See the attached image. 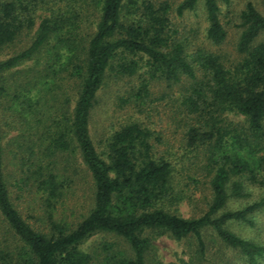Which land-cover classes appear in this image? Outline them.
<instances>
[{"label": "trees", "instance_id": "1", "mask_svg": "<svg viewBox=\"0 0 264 264\" xmlns=\"http://www.w3.org/2000/svg\"><path fill=\"white\" fill-rule=\"evenodd\" d=\"M200 1L182 0L177 14L195 9ZM203 1L206 37L213 44H221L227 37L221 4L231 0ZM50 2L53 5L46 7ZM90 2L99 6L96 29L81 36V15ZM46 8L49 14L42 17L29 44L0 59V98L11 96L10 109L16 113L13 121L18 117L23 125L20 128L25 129L20 135L32 141L30 135L36 129V142L22 147L25 154H15L19 158L16 164L22 181L33 184L38 194H45L50 209L48 226L42 230L35 228L14 203L0 128V215L24 244L21 264H91L92 256L80 246L100 232L121 236L133 251L132 257L108 253L104 264H147L153 234L169 233L178 239L194 235L203 252L208 227L252 264H258L264 246L225 225L229 220L252 224L251 215L264 208V197L240 209L225 207L230 197L245 194L243 178L264 186V13L252 1L246 3L240 13L236 46L242 57L227 65L215 51L201 47L189 50L188 34L175 36L168 2L0 0V51L15 45L24 31L32 30L37 12ZM124 8L134 14L132 20H123ZM49 52L38 80H12L20 71L13 73V69ZM65 58L67 64L61 62ZM144 59L150 78L188 83L179 98L189 119L186 142L195 150H207L205 167L212 172V200L199 216L184 217L166 206L174 191L173 164L155 153L152 139L161 140L155 131L131 121L112 133L106 152H100L93 141L91 112L107 71L132 76L142 68ZM65 64L70 65L69 81L77 84L72 110L68 96L63 99L66 107L58 104L61 94L56 66ZM147 93L143 78L137 95L142 99ZM228 111L241 114L244 122L227 120ZM70 151L80 154L94 185L92 207L76 223L59 221L53 214L65 184L64 179H58V162L53 157ZM11 259V254L0 247V262L7 264Z\"/></svg>", "mask_w": 264, "mask_h": 264}, {"label": "rangeland", "instance_id": "2", "mask_svg": "<svg viewBox=\"0 0 264 264\" xmlns=\"http://www.w3.org/2000/svg\"><path fill=\"white\" fill-rule=\"evenodd\" d=\"M141 0H138L140 3ZM156 4L168 2L171 5L170 18L175 36L189 35V50L203 48L221 54L227 65H232L241 59L236 46L240 36V13L248 1H252L264 13V0H231L230 4H221V19L227 28V37L221 44H213L206 37L208 21L204 1L201 0L195 9L178 15L177 5L182 0H152ZM52 2L46 5L51 7ZM49 10L42 9L37 12L35 26L32 30L24 31L15 45L0 51V59H4L17 50L29 44L36 32V28ZM136 15V14H135ZM99 16V6L90 2L85 6L80 20L81 36L89 35L96 29ZM134 14L127 8L122 11L123 20H132ZM53 51V50H52ZM40 59L26 61L17 66L12 80H38L46 67L47 55ZM62 59L61 62L68 63ZM141 60L142 68L132 76L123 75L114 69L106 73L104 83L97 94V101L91 112L90 131L93 141L100 152H106V144L112 133L122 125L139 121L144 126L155 131L161 138L155 144V153L163 155L173 164V178L171 184L174 191L166 206L173 212L184 217H194L207 211L212 200L210 180L212 172L206 167V151L204 148L194 149L186 142L185 125L189 121L184 112L182 88L188 83H169L162 77L150 78L149 68ZM56 66L57 83H59L58 104L66 107L63 99L68 96L70 109L74 107L77 97V84L69 81L68 68L70 65ZM10 76V74L8 75ZM146 80L148 93L139 98L137 91ZM188 82V81H186ZM73 83V84H71ZM14 84V83H11ZM39 87V86H38ZM11 96L6 94L0 98V128L5 148V173L10 182L11 197L22 215L37 229L47 228L49 211L45 194H38L33 184L22 181V172L17 167L18 155L25 154L24 145L36 142V129L30 135L32 141L25 139L23 127L18 117L13 121L16 113L10 109ZM57 104V105H58ZM56 105V103H55ZM225 117L234 123H243L245 118L234 111L225 113ZM13 125L19 127L13 129ZM154 132V133H155ZM58 162L56 171L58 179H64L63 193L56 203L53 211L54 218L69 223H76L87 214L93 204L94 185L92 176L83 163L80 154L76 152L59 153L53 157ZM244 180V195L229 198L225 210H235L264 197V186L253 184L246 178ZM252 224L239 220H229L226 228L237 235L264 246V208L251 215ZM45 230V229H44ZM152 235L153 233H148ZM153 240L146 256L147 264H252L248 258L237 248L227 245L216 232L208 227L204 231L205 248L201 252L198 240L194 235L178 239L169 233L153 234ZM112 244V247H107ZM0 247L11 254L12 259L7 264H21L23 262L24 244L6 220L0 215ZM81 249L92 256L91 264H104L108 253L123 254L132 257L133 251L128 242L121 236L113 233L100 232L92 235L81 246ZM120 255V254H119ZM0 264H2L0 262ZM258 264H264V256L258 258Z\"/></svg>", "mask_w": 264, "mask_h": 264}]
</instances>
